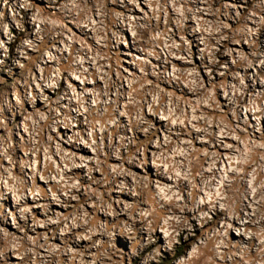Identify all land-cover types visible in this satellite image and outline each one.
Instances as JSON below:
<instances>
[{
  "label": "rangeland",
  "instance_id": "obj_1",
  "mask_svg": "<svg viewBox=\"0 0 264 264\" xmlns=\"http://www.w3.org/2000/svg\"><path fill=\"white\" fill-rule=\"evenodd\" d=\"M0 264H264V0H0Z\"/></svg>",
  "mask_w": 264,
  "mask_h": 264
},
{
  "label": "trees",
  "instance_id": "obj_2",
  "mask_svg": "<svg viewBox=\"0 0 264 264\" xmlns=\"http://www.w3.org/2000/svg\"><path fill=\"white\" fill-rule=\"evenodd\" d=\"M185 252H179V255H178V258L182 255V254H184Z\"/></svg>",
  "mask_w": 264,
  "mask_h": 264
}]
</instances>
